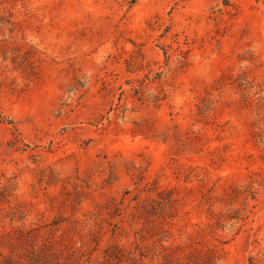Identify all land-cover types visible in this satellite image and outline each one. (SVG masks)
<instances>
[{
    "label": "rangeland",
    "instance_id": "374dc122",
    "mask_svg": "<svg viewBox=\"0 0 264 264\" xmlns=\"http://www.w3.org/2000/svg\"><path fill=\"white\" fill-rule=\"evenodd\" d=\"M0 239L264 264V0H0Z\"/></svg>",
    "mask_w": 264,
    "mask_h": 264
},
{
    "label": "trees",
    "instance_id": "16d2710c",
    "mask_svg": "<svg viewBox=\"0 0 264 264\" xmlns=\"http://www.w3.org/2000/svg\"><path fill=\"white\" fill-rule=\"evenodd\" d=\"M1 243H2V241L0 239V244ZM43 246H45V245H43ZM50 246H51V244H50ZM46 247H48V245H46ZM27 254L30 255V257H28V260L26 261V264H32L31 262H36L40 258V253L38 254V252L35 249H32L30 251H27ZM0 256L3 257V255L1 253H0ZM109 258H111V256ZM117 258H119V257L117 256ZM8 259H11V257H9V258L3 257V262H1V264H13V263L9 262ZM130 261H131V264H138V262H137L136 259H133L132 258V259H130ZM14 264H17V263H14Z\"/></svg>",
    "mask_w": 264,
    "mask_h": 264
},
{
    "label": "built area",
    "instance_id": "2783aa9c",
    "mask_svg": "<svg viewBox=\"0 0 264 264\" xmlns=\"http://www.w3.org/2000/svg\"><path fill=\"white\" fill-rule=\"evenodd\" d=\"M118 3H128V2H131L132 0H114Z\"/></svg>",
    "mask_w": 264,
    "mask_h": 264
}]
</instances>
